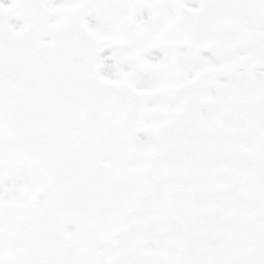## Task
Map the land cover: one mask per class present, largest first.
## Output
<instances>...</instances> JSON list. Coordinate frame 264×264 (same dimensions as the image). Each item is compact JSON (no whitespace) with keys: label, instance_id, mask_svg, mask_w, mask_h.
I'll return each instance as SVG.
<instances>
[{"label":"snow or ice","instance_id":"6c2138e0","mask_svg":"<svg viewBox=\"0 0 264 264\" xmlns=\"http://www.w3.org/2000/svg\"><path fill=\"white\" fill-rule=\"evenodd\" d=\"M0 264H264V0H0Z\"/></svg>","mask_w":264,"mask_h":264}]
</instances>
